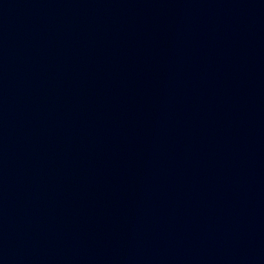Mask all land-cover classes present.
<instances>
[{"label":"water","instance_id":"95a60500","mask_svg":"<svg viewBox=\"0 0 264 264\" xmlns=\"http://www.w3.org/2000/svg\"><path fill=\"white\" fill-rule=\"evenodd\" d=\"M0 264H264V12L0 0Z\"/></svg>","mask_w":264,"mask_h":264}]
</instances>
